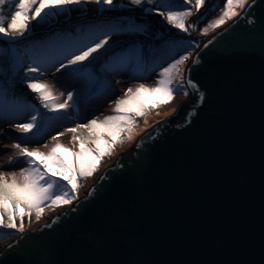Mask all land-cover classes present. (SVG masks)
<instances>
[{
    "label": "water",
    "instance_id": "obj_1",
    "mask_svg": "<svg viewBox=\"0 0 264 264\" xmlns=\"http://www.w3.org/2000/svg\"><path fill=\"white\" fill-rule=\"evenodd\" d=\"M198 40L195 99L0 264H264V0Z\"/></svg>",
    "mask_w": 264,
    "mask_h": 264
},
{
    "label": "snow or ice",
    "instance_id": "obj_2",
    "mask_svg": "<svg viewBox=\"0 0 264 264\" xmlns=\"http://www.w3.org/2000/svg\"><path fill=\"white\" fill-rule=\"evenodd\" d=\"M9 2L10 0H0V37L6 45L22 43L27 39L26 33L34 31L41 21L47 22L54 10L78 8L84 4H103L109 9L115 7V0H16L14 8L6 15L4 9ZM256 2L257 0H225L222 16L211 21L202 30L203 33L206 35L209 28L215 29L242 14L250 15ZM205 3L206 0H194V3L193 0H182L181 4H177L175 0H130V4L136 7L150 6L145 10L154 12L169 25L185 33L189 32L190 27L195 28V24L186 25L187 18L199 13ZM185 5L192 7H184ZM136 31L134 25L125 24L123 20H105L77 29L76 35L57 34L50 38L47 44L32 47L23 54H18L17 49L12 47L11 56L5 53L0 57V63L10 69L8 88L0 89V114L10 120L19 119L21 122L15 123V128L25 134L33 133V130L44 132L55 127L59 120L67 118L69 110L77 101L74 93L68 91L66 99L59 102V97L53 94L52 87L41 82L43 75L55 70L60 73L67 72L72 78L92 77L97 65L102 72L115 71L116 69L109 68V62L121 58L122 63H128L133 52L137 57L142 55V46L137 47L135 43L121 45L114 37L134 35ZM3 51L0 49V52ZM189 56L190 53L180 55L178 59H173L163 67L156 87L146 88L141 84L135 93L132 88H128L127 94H131L129 99L115 101L116 115L108 116L99 123L93 118L87 123L67 128L66 132L73 133V141L80 142L78 151L66 148L59 142L47 152L39 149L29 150L20 143L14 144L12 147L17 152L9 157L8 163L12 164L19 157H23L27 167L19 170V176L12 172L11 179L5 172H0V229L23 233L25 216L30 220L35 212L39 220L45 208L71 205L78 200L79 181L93 176L102 158L113 153L115 144L124 142L125 134L126 138L131 140L133 130L138 126L137 117L146 115L150 110L143 93L155 97L151 105L153 108L169 104L177 94L188 95L185 84H191L192 81L185 80L180 65L184 64ZM195 62L200 63L199 56ZM16 77L26 78L24 82L27 88L37 94L36 98L47 111H42L35 105L17 102L14 88ZM9 92L12 94L11 99ZM60 96H64V93L61 92ZM200 98L204 99L203 93H200ZM48 113L55 115L49 116ZM78 129H86L88 137L75 135ZM64 134L58 132L51 139L57 141L58 137ZM43 147L48 148V145L44 144ZM60 149L68 152V157L58 155Z\"/></svg>",
    "mask_w": 264,
    "mask_h": 264
},
{
    "label": "trees",
    "instance_id": "obj_3",
    "mask_svg": "<svg viewBox=\"0 0 264 264\" xmlns=\"http://www.w3.org/2000/svg\"><path fill=\"white\" fill-rule=\"evenodd\" d=\"M214 1L216 0H206V3L209 5L206 13L212 12V5H214ZM175 2L177 4H181L182 0H175ZM15 3L16 0H10L9 4L5 6L4 11L6 15L10 9L14 8ZM148 7L150 6H133L130 4V0H115V7L110 9L103 4H84L80 5L78 8L72 7L60 11L54 10L53 15L48 18L47 22L41 21L35 26L34 31L26 33L27 39H24L22 43L17 45H6L3 40L0 39V49L4 50L3 52H0V57H3L5 53H7L8 56H11V47H15L23 53L32 47L47 44L49 39L57 34L71 33L72 35H76L77 29L86 28L88 25H95L105 20L120 19L123 20L125 24L134 25L137 31L134 35L125 34L114 37V39H118L121 45L126 46L128 44L135 43L137 47L142 46V55L137 57L133 52L132 58L128 63H122L121 58L114 59L109 62V68L116 70L111 71L110 73L113 74L116 79H132L133 82H138L139 80L141 82L150 80L158 74L157 72L163 65L171 62L173 59H177L188 50H193L197 45V42L193 38L189 37V34L179 33L178 29L169 25L166 20L159 17L154 12L145 10ZM184 7H192V5H185ZM201 19L202 18L199 17L191 20L188 17L186 24L189 26L194 22V24L198 25L202 23L203 25L207 22L203 23ZM165 30H172L175 33L170 35L167 34L168 32L166 31V33ZM9 76V67L0 63V89L8 88ZM96 77L97 72L95 69L92 77H82L86 78L84 82H79L82 78L73 79L72 77L67 80V83L57 81L65 93L72 91L79 84H86L88 86L84 92L85 97H83L79 105L74 106L72 110V117L81 123H87L93 118L97 119L104 103L106 105L113 102V104L117 106L115 101L119 99H129L131 96V94H128L127 97L119 95L120 91H118L117 88L108 89L102 82L96 81ZM24 79L26 78L16 77L14 84L16 88H20L22 90L27 89ZM134 91L135 90H133V93H135ZM15 93L18 103H27L36 106L33 100L24 98L19 95L16 90ZM142 95L147 103V93H143ZM11 96L12 94L9 92L10 99ZM89 99H91L90 102ZM37 101L40 102L38 99ZM87 105L90 107L89 113L86 112L85 107ZM14 120L19 121V119H7L3 114H0V124ZM81 132L82 130L78 129L76 134L81 136ZM85 135L88 136L89 133H85ZM58 155L60 154L58 153ZM35 218L36 215L35 212H33L30 220L29 217H24V223L26 221H33ZM17 222L19 223V221ZM9 233H11L10 230L0 231V237H5Z\"/></svg>",
    "mask_w": 264,
    "mask_h": 264
},
{
    "label": "rangeland",
    "instance_id": "obj_4",
    "mask_svg": "<svg viewBox=\"0 0 264 264\" xmlns=\"http://www.w3.org/2000/svg\"><path fill=\"white\" fill-rule=\"evenodd\" d=\"M217 1H222V0H217ZM214 2H216V1H214ZM214 7H220V9L219 10L217 9L214 12V13H216L215 14L216 16L213 20L218 19L220 16H222L224 5H222V7H221V4L216 3ZM236 10L243 12V10H241V9H236ZM208 18H211V17L209 16ZM234 19L235 18L227 20L224 24L220 25L219 27H217L215 29L209 28L208 32L212 33L215 30H217L218 28L225 26L226 24H228L229 22H231ZM213 20L210 19L209 21L211 22ZM204 22H206V21H204ZM210 22H206L203 25H202V23H200L198 25L195 24V28L191 27L190 28L191 30H189L188 33L182 32L180 30H178V32L181 34H183V33L184 34H190L191 32L192 33L196 32L195 33L196 35H201V34H204L202 30L206 26H208ZM192 25H194V22L192 23ZM189 26H191V25H189ZM165 32L167 34H170V35L175 33L172 30H165ZM194 37H195V35H194ZM0 38L3 39L2 37H0ZM124 43H126V42H124ZM11 49H12V47H11ZM193 52H194V49L188 50L187 52H185V54L190 53V56H189V59L187 61H185L184 64L180 65L181 71L183 73H184V70L186 69V67L188 66L189 62L191 61ZM17 53L21 54L18 49H17ZM167 64L163 65L162 68L166 67ZM162 68L157 72L158 74L155 77H153L152 79L142 81V82L139 80L138 83H136V82H133L132 79H124V78L119 79L117 82L111 73L102 72L100 70V66L97 65L95 68L96 72H97V77H96L97 80L96 81L102 82L104 85L107 86L108 89L117 88V90L120 91L119 95H121L123 97H127L128 96V94H127L128 88H133V90L136 91V89L139 88V86L141 84H143L146 88L156 87L157 81L161 78L160 72L162 71ZM69 78L70 77L67 74V72L60 73V72H55V70H53L51 74H48V73L44 74L42 79H41V82L49 84L52 87L53 94L59 97V102H63L64 99H66L67 93H65L62 90L61 86L57 83V81H60V82L62 81L64 83H67L68 82L67 80ZM81 78L82 77H77V78H73V79H81ZM85 80H86V78H82L79 82H84ZM175 86L176 85L174 83L173 87H175ZM87 87L88 86L86 84H79L72 90V92L74 93V97L77 101L75 106L79 105V103L82 101L83 97H85L84 92L87 89ZM185 87H186V90L188 91L187 96H184L183 94H177L169 104H162V105H159L158 107H155V108L151 107V105L154 103V97L151 94L147 93L148 94L147 104H148L150 110L147 112L146 115L141 116V117H137V125L138 126L135 127L133 130L132 139L128 140L126 138V134H125L124 142L115 144L113 146V148H114L113 153L110 156L106 155L102 158V160L99 163L98 170L93 174V176L86 178V179H82L79 181V185H80L79 191H78L79 199L86 196L88 191L95 185L96 181L101 177L102 173L104 172V170L106 168L114 165L121 154H123L124 152H127L129 149L132 148L135 141L138 139V137L141 134H143V132L145 130L152 127L156 123L161 122V121L163 122L167 118L173 116L185 100H187V99L188 100H194L195 99L194 96L190 94L186 84H185ZM28 92H30V93H28ZM28 92L25 93V97H27L28 99H33L35 101L36 99H34V98L37 96V94L32 93L31 90H29V89H28ZM61 92L64 93V96H60ZM91 99H89V102ZM98 99H101V98H98ZM39 106H40V109L42 111H45V109L42 108V105L40 103H39ZM115 108H116V106H115V104H113V102L108 103L106 105L104 103L103 108H102L100 115L97 118V120L100 122V121H103L108 116L116 115V113L114 111ZM72 110H73V108L69 110V114H68L67 118L59 120L56 123L55 127L50 128L44 132H36V130H33V133H27V134L21 133L15 128V123L21 122L20 120L19 121H16V120L7 121V122L1 123L0 124V172H5L8 175L9 179H11V173L12 172H16L17 175L19 176V170L21 168L27 167V164L25 163L23 157H19L12 164L8 163L9 157L14 156V154L17 152V150L12 147L16 143H20L22 147H27L29 150L39 149L42 152H47L54 146L55 143L59 142V143L63 144L66 148H70V149H74V150L78 151L79 147H80L79 140L73 141V139H72L73 133L65 131L67 128H72V127H75L77 124H82L80 121H76V119H74L72 117V114H73ZM89 112L90 111H87V113H89ZM52 114H54V113H48L49 116H54ZM85 130H82L81 136H83L84 138H87L88 136L85 135V133L88 134V131L87 130L85 131ZM84 131H85V133H84ZM58 132H64L65 134L63 136H59L57 141H53L51 139V137L56 135ZM75 135H77V134H75ZM109 139H111V138L109 137ZM44 144H47L48 148H44L43 147ZM58 153L62 157H68V155H69V153L64 151V149H60L58 151ZM78 200H75L71 205H64V206H60V207H56V208H52V207L45 208L43 216L39 220H37V218H35L33 221H26L24 223V227H25L24 232L29 231L30 229H33V228H38L40 225L45 224L46 222L50 221L54 216L63 212L66 208L71 207ZM5 219H6V217H5ZM7 230H9V229H0V231H7ZM10 231H11V233L7 234L5 237H0L1 238L0 239V246L2 245V247H4L3 246L4 242L16 239L21 234V233L14 232L13 230H10ZM2 247H0V248H2Z\"/></svg>",
    "mask_w": 264,
    "mask_h": 264
},
{
    "label": "bare ground",
    "instance_id": "obj_5",
    "mask_svg": "<svg viewBox=\"0 0 264 264\" xmlns=\"http://www.w3.org/2000/svg\"><path fill=\"white\" fill-rule=\"evenodd\" d=\"M97 179V178H96ZM100 179V178H99ZM99 179L96 181V183L99 181ZM95 180V179H94ZM95 183V184H96ZM67 209V208H66ZM41 226V225H40ZM15 239H13V240H9V241H6V242H4L3 243V246H6V245H8V244H10L11 242H13ZM0 247H2V245L0 246Z\"/></svg>",
    "mask_w": 264,
    "mask_h": 264
}]
</instances>
